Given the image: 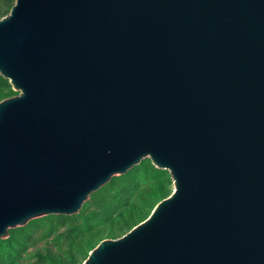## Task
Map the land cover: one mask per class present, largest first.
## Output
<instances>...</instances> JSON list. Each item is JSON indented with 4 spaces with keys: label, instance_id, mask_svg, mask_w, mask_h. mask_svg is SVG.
<instances>
[{
    "label": "water",
    "instance_id": "obj_1",
    "mask_svg": "<svg viewBox=\"0 0 264 264\" xmlns=\"http://www.w3.org/2000/svg\"><path fill=\"white\" fill-rule=\"evenodd\" d=\"M0 74V237L150 158L172 193L81 264H264V0H15Z\"/></svg>",
    "mask_w": 264,
    "mask_h": 264
},
{
    "label": "trees",
    "instance_id": "obj_2",
    "mask_svg": "<svg viewBox=\"0 0 264 264\" xmlns=\"http://www.w3.org/2000/svg\"><path fill=\"white\" fill-rule=\"evenodd\" d=\"M15 0H0V18ZM19 92L0 74V101ZM173 191L169 170L150 158L91 193L78 213L47 214L0 237V264H81L103 239L118 238L145 220Z\"/></svg>",
    "mask_w": 264,
    "mask_h": 264
}]
</instances>
